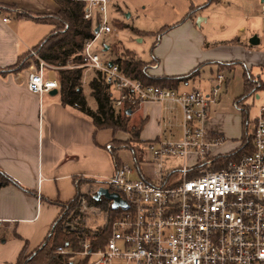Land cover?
<instances>
[{"label": "built area", "instance_id": "2783aa9c", "mask_svg": "<svg viewBox=\"0 0 264 264\" xmlns=\"http://www.w3.org/2000/svg\"><path fill=\"white\" fill-rule=\"evenodd\" d=\"M85 1L84 19L93 22V37L84 45L83 63L69 68L102 73L105 84L115 93L113 107L118 112L125 106L135 111L145 103L176 104L182 115L180 141L155 140L146 147L160 163L163 157L172 156L181 159V166L179 180L170 186L159 174L162 164L152 167L153 178L136 179L132 178L134 170L122 165L92 192H81L93 198L99 188L111 189L126 201L128 209L111 224L103 247L91 250L84 243L80 251L59 247L57 254L66 256L71 264H264V96L251 122L252 152L219 171L210 170L225 139L211 138L214 132L208 112L225 77L217 74L205 93L145 86L124 76L117 65L109 67V62L91 53L102 34L113 33L106 19L109 0ZM95 16L99 22L94 23ZM258 17L264 23V2ZM1 21L9 20L3 17ZM30 53L38 65L29 67L28 91L37 96L59 91L58 80L44 74L57 69ZM253 79L264 82L260 77ZM87 209L99 212L82 199L79 211Z\"/></svg>", "mask_w": 264, "mask_h": 264}, {"label": "crops", "instance_id": "0c3cea01", "mask_svg": "<svg viewBox=\"0 0 264 264\" xmlns=\"http://www.w3.org/2000/svg\"><path fill=\"white\" fill-rule=\"evenodd\" d=\"M263 2L260 0L261 5ZM58 10L59 6L54 0H0V71L13 67L21 56L31 52L48 36L52 26L36 18L39 15L55 14ZM20 12L30 13L33 19L20 18ZM258 13L256 18L260 20ZM3 17L9 21L3 23ZM199 20L204 21L203 18ZM193 21L181 23L170 30V34L185 32L187 36H192L195 30ZM240 31L243 32V29ZM166 34L159 39L157 56L154 57L156 64L150 69L152 75H182L200 64L197 63L182 74L160 71L161 59L166 58L163 52L167 48L176 47H173L172 38L167 39ZM253 35L257 34H251L249 38ZM106 47L109 50L111 46ZM250 47L256 46L248 44ZM230 61L238 62L236 59L225 62ZM30 66L33 65L17 72L0 73V171L21 187L10 185L0 188V264H16L24 248L27 255L43 243L60 213L54 202L66 204L72 200L76 194L74 180L93 179L103 182L116 171L110 153L105 149L106 146L111 147L112 132L97 131L88 118L64 108L59 101V91L54 96L50 95L51 91L41 96L29 92L27 75ZM244 69L250 73V69ZM44 74L47 79L58 80L57 70H45ZM162 105L176 104L145 103L131 114L139 123L145 122L140 135L145 127L148 126L147 130L155 127L149 133V139L141 142L166 139L159 135ZM215 123L210 121V129L224 138L222 127ZM122 134L125 135L117 133L114 138L119 142L131 140L130 135L126 134L129 137L125 138ZM150 168L152 176L143 175L140 170L139 176L153 178V168ZM87 187V184L82 183L80 192Z\"/></svg>", "mask_w": 264, "mask_h": 264}, {"label": "rangeland", "instance_id": "374dc122", "mask_svg": "<svg viewBox=\"0 0 264 264\" xmlns=\"http://www.w3.org/2000/svg\"><path fill=\"white\" fill-rule=\"evenodd\" d=\"M260 6V0H213L210 3L209 0H109L106 19L113 33L102 34L94 43L91 53L98 55L101 61L106 63L115 60L121 53L128 50L150 66L156 64L153 60L157 56L159 33L162 34V30L166 27L181 23L185 16L193 11L192 24L195 30L193 29L192 36H187L185 32L170 34V31L165 35L167 39L172 38L173 47H176L165 49L163 53L166 58L161 59L160 71L182 74L197 63L214 62L202 66L199 75L187 85H182L178 91L209 92L217 74L225 77L214 103L209 107L208 116L211 122L216 121L215 124L223 129L225 141L219 146L217 152L226 153L239 147V138L244 132L246 120L248 121L247 134L251 133V122L257 115L260 98L264 96L263 91H254L243 98L238 103V107L235 105L236 99L245 94L244 67L250 69L252 77H260L264 81V23L256 18ZM199 18H203L204 21L202 22ZM93 21L94 23L97 21V16ZM114 22L121 23L123 26L118 28ZM241 29L243 32L240 31ZM133 30L145 33L139 35ZM251 34H257L260 43L256 47L248 48V43L247 45L245 43L248 42ZM198 35L202 41L198 39ZM180 42L182 44L179 45ZM106 46H112L117 51H112V48L105 51ZM235 59L238 62L231 67L219 69L216 64ZM92 78L93 71H83L81 86L87 104L93 108L95 103L90 96L88 86ZM130 118L131 125L140 124L135 117ZM161 118L159 134L161 138L165 136L167 141H180L182 115L179 107L162 105ZM147 128L148 126L144 128L138 140L129 143V147L117 151L119 163L134 170L133 179L139 176L136 168H139L143 175L152 176L150 167L157 168L162 164L151 156L146 143L141 142L149 139V133L153 132L155 127L149 130ZM121 136L126 138L128 135ZM162 162V170L159 174L164 176L165 184L170 186L179 180L177 170L181 166V159L165 156ZM171 171L173 172L168 177L167 174ZM156 178L159 177L156 176ZM89 190L87 187L84 192L90 193ZM43 202L49 204L46 200ZM56 206L60 211L61 207ZM80 213L84 221L81 227L89 233L94 232L104 223L102 211L93 213L91 209H87Z\"/></svg>", "mask_w": 264, "mask_h": 264}, {"label": "trees", "instance_id": "16d2710c", "mask_svg": "<svg viewBox=\"0 0 264 264\" xmlns=\"http://www.w3.org/2000/svg\"><path fill=\"white\" fill-rule=\"evenodd\" d=\"M59 6V10L55 14L39 15L36 20L52 26L48 36L44 38L32 51L37 57L45 62L48 66L56 68L59 82V101L64 108H69L81 116L88 118L94 125L97 131L110 130L112 132L111 147H105L109 151L115 170L120 168L122 164L119 163L117 151L122 148L129 147V143L133 140H138L140 132L145 122H140L138 126L131 125V115L127 114L128 106L124 110L118 112L113 107L115 93L104 82V75L100 72H93V78L90 80L88 86L90 89V96L95 103V108L91 109L86 101L81 86L82 68H69V66H79L83 63L81 53L86 42L93 37V22L84 19L86 8L85 0H54ZM213 0H209V3ZM208 5V4H207ZM3 8L7 6H2ZM7 9H9L7 7ZM193 11H190L181 23L192 20ZM20 18L33 19L30 13L20 12ZM99 22V16H97ZM181 23L166 27L162 30V37L170 30L176 28ZM114 24L121 28L123 25L118 22ZM136 34H144L145 32L135 31ZM105 48V47H104ZM112 51L116 52V48ZM153 61H156L155 59ZM108 63V62H107ZM111 63L118 66L120 72L135 81L140 82L145 86H158L161 88L177 90L180 85L187 84L194 80L200 73L202 66L214 62H204L195 66L186 74L177 76H156L152 75L151 65L141 61L131 51L125 50ZM236 61L216 63L219 69L224 67H231ZM38 65L37 60L29 52L21 56L18 62L11 68L4 72H17L26 69L29 65ZM243 85L245 94L237 98L235 105L250 95L254 91L264 89V82H257L253 79L248 70L243 71ZM248 121H245L244 132L239 138L241 143L238 148L227 153L217 155L212 159V171H219L223 169L229 162H238L243 156L252 152L251 135L247 134ZM117 133H125L130 135L131 140L119 142L114 137ZM211 138H223L220 135L212 134ZM139 171V168H136ZM85 183L89 187V191H93L95 187L100 186L102 182L93 179L74 180L76 194L66 204L54 202V205L61 207L58 217L51 225L43 243L34 249L29 254H25V248L18 257L16 264H71L68 262L66 256L57 254L59 247L66 248L68 251H80L84 243H88L91 250H98L107 242L110 234L111 224L120 218L124 212L120 209L112 210L110 202L101 198L95 201L89 194H81L80 185ZM15 186L21 188L15 181L0 171V188L6 186ZM112 192L111 189H109ZM85 199L90 206H94L103 212L104 223L100 225L94 232L89 233L83 225L84 221L81 219L79 211V203ZM81 264H84L82 262Z\"/></svg>", "mask_w": 264, "mask_h": 264}, {"label": "water", "instance_id": "95a60500", "mask_svg": "<svg viewBox=\"0 0 264 264\" xmlns=\"http://www.w3.org/2000/svg\"><path fill=\"white\" fill-rule=\"evenodd\" d=\"M248 44L250 46H258L259 45V38L257 35H253L251 38H249L248 40ZM105 51L108 50V47L104 48ZM112 63L109 62L108 66L111 67ZM58 93V90H52L50 92V95H56ZM127 114L131 115V111L127 110ZM101 198H104L105 200L109 201L111 204V209L112 210H127L128 209V205L126 203V201L118 194V193H114V192H110L108 189L106 188H99L96 192V194L93 196V199L95 201H99Z\"/></svg>", "mask_w": 264, "mask_h": 264}]
</instances>
